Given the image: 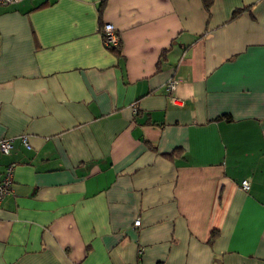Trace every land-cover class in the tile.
Masks as SVG:
<instances>
[{"label":"crops","instance_id":"1","mask_svg":"<svg viewBox=\"0 0 264 264\" xmlns=\"http://www.w3.org/2000/svg\"><path fill=\"white\" fill-rule=\"evenodd\" d=\"M102 1L0 6V264H264V0Z\"/></svg>","mask_w":264,"mask_h":264},{"label":"built area","instance_id":"2","mask_svg":"<svg viewBox=\"0 0 264 264\" xmlns=\"http://www.w3.org/2000/svg\"><path fill=\"white\" fill-rule=\"evenodd\" d=\"M23 0H0L1 7H9L14 6L21 3ZM100 36L102 39V43L106 49H111L118 47L120 45V38L116 32L115 27L112 24H104L99 29ZM180 82L177 79H170L166 83L165 89L170 97V102L172 105L176 107H182L183 100L176 95V90L179 86ZM136 111V109H134ZM15 140L20 141L21 145L26 149H31L29 143V136L19 135L18 137H4L0 139V154L1 155H9L14 149ZM16 165L14 163L8 164L5 166L2 174L0 175V205L3 200L13 193V182H14V170ZM249 182L247 180H243L241 182V189L243 191H247L249 189ZM139 221L134 223L135 227L139 226Z\"/></svg>","mask_w":264,"mask_h":264},{"label":"trees","instance_id":"3","mask_svg":"<svg viewBox=\"0 0 264 264\" xmlns=\"http://www.w3.org/2000/svg\"><path fill=\"white\" fill-rule=\"evenodd\" d=\"M201 1V4H202V7L204 9V11H206V13H209L210 11V8L212 7L213 3H214V0H200ZM105 7V0H103L101 3H100V6H99V12L103 11ZM246 9H237L235 10L233 13H232V17L231 19H235L236 17H238L241 13H243ZM119 48V46L117 47ZM111 49H114V48H111ZM116 49V47H115ZM219 236V233L218 231L214 230L211 232L210 234V239L208 241V244L210 246L213 245V242H215V240L217 239V237Z\"/></svg>","mask_w":264,"mask_h":264}]
</instances>
